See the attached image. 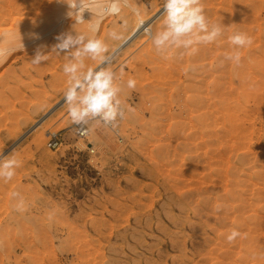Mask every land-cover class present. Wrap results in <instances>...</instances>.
Masks as SVG:
<instances>
[{
  "label": "rangeland",
  "instance_id": "1",
  "mask_svg": "<svg viewBox=\"0 0 264 264\" xmlns=\"http://www.w3.org/2000/svg\"><path fill=\"white\" fill-rule=\"evenodd\" d=\"M128 3L139 15L97 7L98 20L76 24L58 0H0V154L21 161L0 180V264H264V0H202L222 35L167 58L146 32L161 28L164 0ZM138 17L146 28L111 56ZM69 31L108 45L106 64L85 57L83 71L116 72V129L93 120L77 134L66 53L52 52ZM237 32L253 41L242 83L224 61ZM40 45L49 58L34 66Z\"/></svg>",
  "mask_w": 264,
  "mask_h": 264
},
{
  "label": "clouds",
  "instance_id": "2",
  "mask_svg": "<svg viewBox=\"0 0 264 264\" xmlns=\"http://www.w3.org/2000/svg\"><path fill=\"white\" fill-rule=\"evenodd\" d=\"M68 6L67 16L76 24L83 23L85 10L93 13L96 0H58ZM128 0H108L104 8L105 14L118 15L122 4L127 5ZM132 11L139 15L137 8ZM162 26L154 33L151 27L146 29L151 42L160 55L167 58V53L172 49H191L195 45L209 44L216 41L223 32L219 24L209 25L208 17L202 0H164L162 6ZM143 27V21H141ZM99 25H93L91 31H98ZM109 36L120 39L121 35L113 30ZM38 39L39 37L36 36ZM57 43L52 47V52L66 53L67 63L63 66V72L68 77V87L63 93L64 102L67 105L68 115L73 124L82 126L78 129L81 134H86L90 121L118 127L119 120L124 119L125 113L121 108V86L116 83L117 75L110 67L104 66L98 69L85 68L84 58L99 59L101 64H106L108 45L95 36H87L74 31L64 32L55 37ZM234 51L224 56V61H234L240 64V50L252 44V38L245 33L237 32L229 37ZM46 46L40 45L31 59V63L40 65L49 58L45 51ZM70 57V58H69ZM223 63V61H222ZM126 87L135 89L136 80L129 78ZM21 166V161L14 156L5 157L0 154V180L11 181L16 175V170ZM13 197H19L14 192ZM241 233L233 229L226 239L233 243Z\"/></svg>",
  "mask_w": 264,
  "mask_h": 264
},
{
  "label": "bare ground",
  "instance_id": "3",
  "mask_svg": "<svg viewBox=\"0 0 264 264\" xmlns=\"http://www.w3.org/2000/svg\"><path fill=\"white\" fill-rule=\"evenodd\" d=\"M106 3H108V0H96V6L94 7V10H93V13L92 12H90V11H88V10H85V12H84V14H83V17L84 18H90L91 17V19H90V21H96V20H98L99 19V17H100V15H102V12L101 11H99V9H96L97 7H101V8H104V7H106L105 6V4ZM127 6H128V8L129 9H133L130 5H129V3H127ZM133 14V13H132ZM135 16H136V14H134ZM66 16H67V14H66ZM141 21H143V27L141 26ZM146 21L145 20H143L141 17H138V19H137V23H136V25L134 26V28H133V30H132V32H131V34L127 37V38H125L124 39V41L120 44V46L118 47V49H116V51H114L113 53H111V56L113 55V54H115L118 50H119V48H121L122 46H124L128 41H130V40H132L141 30H143V29H145L146 28V23H145ZM242 33V32H241ZM245 50V49H244ZM247 51V50H246ZM249 51V50H248ZM243 52V51H242ZM258 52V51H257ZM247 53V52H246ZM243 54V53H242ZM245 54V53H244ZM260 54V53H259ZM247 56V55H246ZM109 58V57H108ZM257 58H260V55H258V57ZM257 60V59H256ZM233 65V64H232ZM231 65V67H232V69H238L237 71H238V73H237V75H238V77H239V81H240V83H242L243 82V70L245 69V62L241 59V61H240V64L239 65H237V64H234V68H233V66ZM231 67H230V70H231ZM228 69V68H227ZM233 70V71H234ZM229 74V73H228ZM233 74H236V70H235V73H233ZM235 76V75H234ZM228 79V78H227ZM224 81H225V79H224ZM223 81V82H224ZM226 81H228V80H226ZM225 81V82H226ZM218 82V81H217ZM218 84V83H217ZM223 84V83H222ZM226 85V84H225ZM226 86H231V85H229V83H228V85H226ZM225 86V88H227L228 89V87H226ZM240 86V85H239ZM214 87H216V86H214ZM218 87H222V85H221V82H219V84H218ZM232 87V86H231ZM222 88H224V87H222ZM225 88H224V90H225ZM221 92H222V90H221ZM224 93H226V92H224ZM38 125H39V123H38ZM40 136V135H39ZM38 141V140H37Z\"/></svg>",
  "mask_w": 264,
  "mask_h": 264
},
{
  "label": "built area",
  "instance_id": "4",
  "mask_svg": "<svg viewBox=\"0 0 264 264\" xmlns=\"http://www.w3.org/2000/svg\"><path fill=\"white\" fill-rule=\"evenodd\" d=\"M78 129H77V134H79L80 137H86V134H81V132H79ZM60 145H61V142H60L58 135L55 133H52V134L50 133L49 134V140H48V147L52 148V149H56Z\"/></svg>",
  "mask_w": 264,
  "mask_h": 264
}]
</instances>
